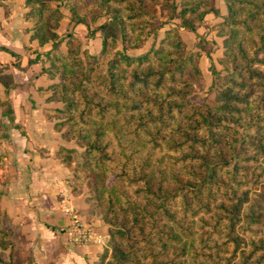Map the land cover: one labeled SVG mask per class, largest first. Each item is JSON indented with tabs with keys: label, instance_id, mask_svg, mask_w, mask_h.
<instances>
[{
	"label": "trees",
	"instance_id": "1",
	"mask_svg": "<svg viewBox=\"0 0 264 264\" xmlns=\"http://www.w3.org/2000/svg\"><path fill=\"white\" fill-rule=\"evenodd\" d=\"M74 10L73 2L67 0ZM106 12L96 54L58 49L50 23L61 13L48 0H24L33 37L49 40L42 71L48 109L65 140L83 147L69 183L88 186L110 224L107 248L96 264H264V0H223L226 16L213 26L232 69H212L214 104H195L201 77L197 53L170 28L157 46L131 56L116 50L145 43L157 26V5L195 31L213 0H90ZM80 21V20H78ZM97 73L94 75V71ZM72 148L59 152L66 166ZM0 168V181L4 180ZM116 184L106 185L108 176ZM22 244L0 226V264H21Z\"/></svg>",
	"mask_w": 264,
	"mask_h": 264
},
{
	"label": "crops",
	"instance_id": "2",
	"mask_svg": "<svg viewBox=\"0 0 264 264\" xmlns=\"http://www.w3.org/2000/svg\"><path fill=\"white\" fill-rule=\"evenodd\" d=\"M216 7L195 32L207 19L225 16L226 8ZM27 10L24 0H0V224L22 241L21 264H96L101 245L73 244L57 231L70 221L66 209L89 218L88 203L69 189L70 171L59 151L74 146L47 111L61 106L46 89L58 78L42 71L52 41L33 37Z\"/></svg>",
	"mask_w": 264,
	"mask_h": 264
},
{
	"label": "rangeland",
	"instance_id": "3",
	"mask_svg": "<svg viewBox=\"0 0 264 264\" xmlns=\"http://www.w3.org/2000/svg\"><path fill=\"white\" fill-rule=\"evenodd\" d=\"M48 3L50 8H56L61 13V16L58 18L55 24L53 23L54 17H52L50 25L55 32H59L57 34V39H59L58 45L60 43L64 44V46H62L63 50H66L67 48L65 46V41L71 39L70 48L74 50V52L76 51V53L79 55L82 54V50H86L89 54H96L99 52L102 39V30L100 29V26L102 23H105L109 20V15L106 12L103 11L101 12V14L95 15V9H93V3L90 0L73 2V11L69 9V6L71 4L68 3L67 0H48ZM213 5L215 8H217L216 5L225 7L223 0H213ZM157 8V26L144 44L137 48L123 49V43L121 42L120 38L118 36H114L110 40L107 49H105L107 53L105 58L110 57L116 50H122L126 54L131 56L141 55L151 46H157L168 29L175 28L180 39L185 44V48L197 53L196 64L201 77L194 82L191 99L195 104H199L202 102L206 104H214L215 92L213 89H211V84L215 76H213L211 70L215 69L221 75H224L232 69V64L224 53L223 39L225 38V35L218 34L216 32V29L213 28L217 21L220 22L222 18L219 20L215 18L217 19V21L214 23H211L212 21H208L207 19L206 23H202L204 25V28H199L198 31L195 32L189 31L183 26H180V22L178 19L169 18L167 16L166 9L161 8L159 5H157ZM200 24L201 21L198 23V26ZM96 73L97 70L94 71V75ZM70 141L74 146L70 148L74 149V151L72 152L73 159L68 162L69 167L67 166L70 171V177H68L67 179L68 185L70 187L69 189L74 195L83 194L84 199L88 203L89 218L81 217L80 219L82 220V222L86 223L95 234L97 233L107 236L100 252L101 254L102 251L107 248V257L105 259V261H107L109 256L113 254L111 246L107 245V241L109 239L110 224L102 216V207L94 206V201L90 200V192L86 184L78 180L76 181V184H78L76 187V191L74 192L72 190V185L69 183V178L72 177V170L77 167L76 164L80 163L83 159V147L78 145L72 139ZM60 155L61 158H63L67 154L65 152H60ZM77 169L79 171L82 170L81 167H77ZM115 184L116 182L114 181L113 177L109 175L106 179V185L114 186ZM62 194L63 196L67 195V193ZM70 198L71 197L66 196L68 202ZM68 210L74 213L72 209ZM1 227L3 228V226ZM58 228L59 226L57 227V229ZM18 240L22 244V241L20 239ZM5 258L6 251H0V261ZM19 260L20 263H22L20 254Z\"/></svg>",
	"mask_w": 264,
	"mask_h": 264
},
{
	"label": "built area",
	"instance_id": "4",
	"mask_svg": "<svg viewBox=\"0 0 264 264\" xmlns=\"http://www.w3.org/2000/svg\"><path fill=\"white\" fill-rule=\"evenodd\" d=\"M65 213L69 215L70 221L67 224L59 226L58 232L63 233L68 242L77 245H88L91 243L104 245L106 235L95 234L92 229L76 214L66 209Z\"/></svg>",
	"mask_w": 264,
	"mask_h": 264
}]
</instances>
